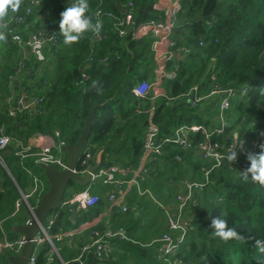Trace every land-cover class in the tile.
I'll return each instance as SVG.
<instances>
[{
	"label": "trees",
	"instance_id": "trees-1",
	"mask_svg": "<svg viewBox=\"0 0 264 264\" xmlns=\"http://www.w3.org/2000/svg\"><path fill=\"white\" fill-rule=\"evenodd\" d=\"M157 1L88 0L86 14L92 17L95 24L99 9L103 13L121 15L125 6L132 2L135 21L141 24L161 18L160 12L155 9ZM103 31L108 33V39L94 47L92 40L95 32L84 33L79 41L71 45L64 44L60 35L58 45L50 50V57L55 59L54 72L43 75V81L40 80V85L33 91L36 98L43 99L45 108L44 113L35 118L27 114L10 117L8 107L4 112V102L12 93L11 78L17 69L7 66L0 74V127L3 126L10 136L25 142L36 134L53 136L58 131L66 144L77 145L97 107L89 133V141L96 147L95 153L103 150L104 153L114 154V163H121L114 166L135 170L143 154L149 115L136 113L138 102L132 89L143 81L155 79L153 39L120 38L107 19L104 20ZM173 40L178 49H189V53H182L184 60L177 59V77L165 83L164 91L171 100L166 97L155 101L143 100L144 111L155 107L154 120L161 129V135L167 137L182 124H201L210 129L218 127L219 98L197 108L180 100L195 85L208 92L213 84H217L225 89L242 90L247 87L248 93L243 97L238 95L232 102L229 112L231 121L225 133L216 139L228 147L235 141L234 133L239 135L238 140L246 142L256 136H264V0H183L182 9L176 17ZM103 58L106 62L101 63ZM32 67L41 71L44 69L42 65ZM83 74L89 79L84 81ZM233 111L237 113L235 116ZM202 139L200 134L194 136L195 143ZM178 156L183 158V162L176 160ZM6 160L13 177L25 192L27 186H22V182L25 179L27 184L31 183L28 174L12 151L6 155ZM112 165V160L100 163L101 168ZM211 166L212 163L204 161L194 150L167 147L165 155L153 163L148 177L141 181L142 189L149 186L154 199L139 197L133 190L129 205L135 206L139 214H121L125 218L120 217L122 220L117 221V228H123L130 241H114L116 252L111 264H162L157 260V245H152L154 241L146 243V239L162 232L163 215L166 218L156 201L171 204L175 185L186 180L202 181L207 171L210 183L199 205L190 209L192 228L182 250L173 260H178L179 264H264V253L259 252L256 245V241H264V185L241 176L240 173L250 166L246 158H240L239 164L234 167L224 165L212 169ZM27 168L42 179V176L45 177L40 166L27 163ZM3 175L7 190L0 197V240L4 233L15 239L19 236L18 226L24 225L28 219L15 222L17 216L10 218L20 193L10 177L6 173ZM74 186L78 190L86 189L76 183ZM132 195L135 197L132 198ZM31 204L37 206L35 200H31ZM151 206L154 209H149ZM100 212L97 210V213ZM71 215L63 211L51 233L71 231L89 216L86 214L76 225L75 217ZM218 216L227 219L228 226L234 227L242 239L223 241L215 237L211 220ZM157 223L161 225H155ZM136 230L142 233L135 235ZM82 241L78 242L79 248ZM67 244V240L56 242V247L65 262L74 264L79 248L76 252L70 251L66 248ZM47 254L46 249L39 254L38 264H53L49 263ZM14 255L12 251L4 252L0 255V264H10L9 258ZM87 262L96 264L93 254L88 256ZM56 263L61 264L55 257Z\"/></svg>",
	"mask_w": 264,
	"mask_h": 264
},
{
	"label": "built area",
	"instance_id": "built-area-1",
	"mask_svg": "<svg viewBox=\"0 0 264 264\" xmlns=\"http://www.w3.org/2000/svg\"><path fill=\"white\" fill-rule=\"evenodd\" d=\"M182 2L183 0H158L155 4V9L160 12L161 18L141 24L135 21V7L132 2L125 6L124 11H127V13L123 11L121 15L103 13L101 9L97 11L95 23L99 22L101 28L98 33H94L92 40L93 47L108 39V33L103 31L105 19L111 21L114 33L120 38L132 36L134 39L142 37L153 39L155 79L153 81H143L132 89V93L138 102L136 113L141 114L144 112L149 115L148 127L144 137L143 154L139 167L135 170L132 167L121 168L119 166H113L110 168L99 167L97 171L93 172V169L96 167L95 146L91 143L85 144L72 172L81 177L90 176L86 189L73 193L66 192L58 208L48 215L37 234L34 250L28 264H38L39 254L45 251V249L48 253L49 263L54 264L56 257L61 264H70L62 259L56 247V242H61L63 239L73 240L76 237H83L88 231H90V238L88 242H84L81 245V249L79 248V253L73 262L88 264L87 258L90 254H93L96 264H111L114 261V254L116 252L114 241L116 239L130 241L129 236L123 228L113 227L112 217L114 216V211L116 210L122 214H133L135 216L139 214L135 206L130 207L129 205L133 190L137 191L139 197L154 199L149 189H142L141 181H145L148 177L153 163H156L159 157L165 155L167 147L179 148L185 151L194 150L199 153L204 161L212 163V169H218L224 165L231 167L237 166L240 158L247 159L248 154L259 153L261 150L260 146L264 145V136H256L251 141L246 142L244 140H237L236 133L234 135L235 141L228 147L222 145L216 139L217 136L225 133V129L231 121L229 112L232 107V102L238 95H241V97L245 96L248 93L247 87L242 90L234 88L225 89L220 85L213 84L210 88L211 90L204 92L200 85H195L187 94L180 97V100L187 102L192 108H197L211 99L219 98V115L217 117L219 126L212 129L201 124H182L175 128L167 137H163L160 127L154 120L155 107L152 106L149 110L144 111L143 100L145 99L155 101L158 98L166 97L171 100L163 91V86L166 81H171L177 77L179 65L176 55L189 53V49H178L177 43L173 40L176 17L182 9ZM31 4L38 6L41 4V1L32 0ZM31 14L32 8H27L24 13L16 12L10 17L0 18V32L9 35L12 42L19 47L29 48L36 59L41 64H45L44 62L47 61L46 50L50 42L48 43L44 37L37 34L27 37L18 34L19 27L28 20ZM208 25L212 26L213 24L208 23ZM60 35L59 30L52 33L50 37L52 41L51 45H58ZM100 62H106V58L101 59ZM171 64L173 66L170 70L169 67ZM27 72V63H19L15 74L11 78V87L13 88L15 84L23 81ZM82 79L86 81L89 78L83 74ZM211 80H214V76H211ZM44 109L43 99L36 97H29L26 105L14 104L13 97H10L8 101V113L13 118L19 114H27L35 118L42 115ZM198 134L202 135L203 139L199 143H195L194 136ZM234 144L238 145L233 147ZM68 146L70 145L61 140L58 131L53 136L36 134L25 142L14 139L3 126L0 127V197L7 190L4 173L10 177L21 195L15 202L14 212L10 218L16 217L23 208H26L28 214H32L33 210L39 206L42 197L49 190L44 180L40 176L35 175L33 170L27 168V163L35 166H55L59 171H65L68 169V153L66 151ZM9 148H11L14 156L19 160L20 166L30 178L31 183L26 188L29 191L28 193L22 192L18 182L9 170L6 160V155L11 152L9 151L7 153ZM231 150L237 152V159L233 162L227 159ZM176 160L180 163L183 162L181 156H178ZM128 177V180L124 179ZM98 183L113 187V191L109 193L107 199L109 212L100 214L90 221H84L75 230L52 234L51 231L55 228L63 211H68L75 219H80L84 214L90 213L98 207L101 202L100 196L92 192L93 186ZM209 183L210 174L207 171L205 173V179L202 181H183L180 183L182 185L178 191L177 187L180 184L175 185V196L171 204L166 205L156 201L158 207L164 210L166 214L168 226V230L152 243V245L157 244L156 257L162 264H179V261L173 260V257L182 250L187 235L192 228L191 224L193 219L189 216L190 209L199 205L201 196ZM128 185L130 186L128 187ZM70 187L74 188V184ZM31 200L36 201V207L32 206ZM31 219L32 217H29L24 225L30 223ZM105 219L107 220L105 221ZM3 223L4 221H2ZM88 225L106 226L100 229L96 226L88 228ZM70 240L67 241L70 242ZM25 244L26 240L24 236L19 235L15 239H10L4 233L2 240H0V255L6 251H12L15 254L14 256H20Z\"/></svg>",
	"mask_w": 264,
	"mask_h": 264
},
{
	"label": "crops",
	"instance_id": "crops-1",
	"mask_svg": "<svg viewBox=\"0 0 264 264\" xmlns=\"http://www.w3.org/2000/svg\"><path fill=\"white\" fill-rule=\"evenodd\" d=\"M31 1L32 0H18L19 7L17 8L16 11H18L19 13H24L27 8H32V14L28 18V20L22 26L19 27L18 34H20L24 37L37 34V35L44 37L48 43L50 42L49 45L47 46V50H46L47 61L44 62L45 64L46 63H48V64L45 66H44V64H41V62L36 59V57L33 55V53L31 52V50L29 48H27V47L21 48L18 45L14 44L12 42L10 36L6 34V39L3 41H0V70H1L0 74H2V71L4 69H6L7 66H11V67H13V70H15L17 68L18 64L21 62L27 63L28 72L26 73V76L23 79V81H21L18 84H15L14 87L12 88L11 95L4 102V105H3L4 112H5V109L7 111L8 101H9L10 97H13L14 104L26 105L29 97H35L33 95V91L35 88L36 89L38 88L37 87L38 85H40L39 82L42 79L43 75L44 76H46L47 74L51 75L54 72V71H52V69L54 70L53 61L55 59H54V57H52V58L50 57V50L53 47V45H51L52 41L50 40V37H51L52 33L54 32L55 27L57 25H59L60 13L62 11H64L66 7L70 6L72 2H74V0H40L41 4H39L38 6H33L31 4ZM16 11L10 10L7 15L8 16L11 14L13 15L14 13H16ZM33 65H42V68L44 67V69L41 71L40 69H36V68L32 67ZM39 76H40V79L38 78ZM41 81H43V80H41ZM164 86H163V91H164ZM164 92L166 93V91H164ZM19 115H22V114H19ZM19 125H21V124H19ZM102 152H103V155H102L101 163L103 161H105L107 163L110 160H112V163H113L112 167L114 165H120L121 164V163H114V154L104 153V151L102 150V151H98L95 153V161H96L95 165H98L99 155ZM124 179L128 180L129 177L124 178ZM129 186L130 185H128V187ZM147 189H149V186L147 187ZM76 191H81V190L76 189L75 186H74V188L70 187L67 189L68 193H73ZM111 191H113V187L104 186L103 184H101L100 189L98 191L93 192L94 194L100 196L101 202L97 208H95L93 211H91V212H93L92 214H91V212L87 213L89 216L86 217L85 220H83V222L84 221H90L92 218L97 217L100 214H106L107 212H109L108 211L109 205H108L107 199H108V195ZM132 192H131V194H132ZM134 197L135 196L132 195V198H134ZM173 199H174V194H173ZM173 199L171 202H173ZM110 209H112V207H110ZM149 209H154V207L151 206ZM97 210H99V212L100 211L101 212L97 213ZM140 213H141V211H140ZM121 214L122 213H118L116 210L114 211V216L112 217L114 228L119 227V226H117V225H119L117 221L122 220L120 217L125 218L124 215H121ZM85 215L86 214H84L82 216V218ZM28 218L29 217L27 216V219ZM82 218H80V219H82ZM80 219L76 218L74 224L76 223V225H77L78 222L80 221ZM162 219L164 220L163 224H162V225H164L162 228V232L158 235H153L150 239H146V243H148V244L152 243L153 241L158 239L164 231L168 230L165 215H163ZM106 220L107 219H105V221ZM138 220H140V219H138ZM158 221H161V219H158ZM155 225H161V224L157 223ZM78 226L75 227L73 230L77 229ZM92 226H96L97 228H102V227L104 228V226H106V225H88V228H91ZM138 230L135 231V235L137 234V232H138V234L142 233L141 231H138ZM80 238H83L82 245L84 242H88V240L90 238V231H88L85 234V236H83V237H76L73 240L63 239V241L70 240V242H68V244L66 245V248H69L70 251L76 252V249L79 248L78 242L80 241ZM78 253H79V251H78Z\"/></svg>",
	"mask_w": 264,
	"mask_h": 264
},
{
	"label": "clouds",
	"instance_id": "clouds-1",
	"mask_svg": "<svg viewBox=\"0 0 264 264\" xmlns=\"http://www.w3.org/2000/svg\"><path fill=\"white\" fill-rule=\"evenodd\" d=\"M19 7L18 0H0V17L7 15L9 9L16 11ZM89 9L88 0H74L70 6L60 13L59 32L64 38V44L71 45L80 40L81 36L89 31L99 32L101 25L99 22L93 24L92 17L87 15ZM6 39V34L0 32V41ZM236 139L239 135L236 134ZM240 144V143H238ZM238 144H234L233 147ZM242 147V145H241ZM257 154H248L249 167L241 172L245 179L251 178L253 181L264 185V145ZM231 162L237 159V152L231 150L227 156ZM212 234L223 241L232 239H242L234 227H229L227 219L221 216L211 220ZM258 251L264 253V241H256Z\"/></svg>",
	"mask_w": 264,
	"mask_h": 264
},
{
	"label": "water",
	"instance_id": "water-1",
	"mask_svg": "<svg viewBox=\"0 0 264 264\" xmlns=\"http://www.w3.org/2000/svg\"><path fill=\"white\" fill-rule=\"evenodd\" d=\"M119 10L122 11L121 8ZM127 13V11H124ZM123 13V11H122ZM59 30V25L54 29V32ZM177 59L184 60L182 54L176 55ZM97 112V107L94 109L90 119L87 121L82 137L77 145H70L66 151L68 153V169L65 171H59L55 166L41 165V169L44 171L46 180L49 184L48 192L42 197V200L37 208L33 210L31 222L27 225H20L17 228L19 235L25 237L26 244L20 256H12L9 258L10 264H28L29 259L33 253L35 239L41 226L44 224L48 215L58 208L60 202L63 200L67 189L74 183L86 186L90 176L81 177L72 172L76 165L77 159L81 154V151L85 144L89 141V133L91 126L94 122ZM103 152L99 155L98 165L93 169V172L97 171L102 161ZM79 264V263H74Z\"/></svg>",
	"mask_w": 264,
	"mask_h": 264
},
{
	"label": "rangeland",
	"instance_id": "rangeland-1",
	"mask_svg": "<svg viewBox=\"0 0 264 264\" xmlns=\"http://www.w3.org/2000/svg\"><path fill=\"white\" fill-rule=\"evenodd\" d=\"M52 71H53V69H52ZM39 79H40V76L38 77ZM211 90V89H210ZM237 113L236 112H234L233 111V116H235ZM236 133H234V135H235ZM88 144L90 143V141H88L87 142ZM86 143V144H87ZM9 151H11V148H9V150L7 151V153L9 152ZM6 153V154H7ZM5 154V155H6ZM43 171V170H42ZM44 172V171H43ZM43 177V180H44V183L46 184V186H48V188H49V184H48V182H47V180H46V177H44V176H42ZM22 186H27V187H29V184H27V182L25 181V179H23V182H22ZM100 185H101V183H98V184H95L94 186H93V188H94V190H92V192H95V191H98L99 189H100ZM87 186V185H86ZM86 186H85V188H86ZM22 192H24L23 190H22ZM26 193H28L29 191H25ZM20 197H21V195H20ZM34 204V203H33ZM32 214L30 213V214H28L27 213V210H26V208H23L22 210H21V212L19 213V215H17V221H15V222H19L21 219L22 220H24L27 216L28 217H32L31 216ZM18 237V236H17ZM54 257H55V255H54ZM57 264V263H56Z\"/></svg>",
	"mask_w": 264,
	"mask_h": 264
},
{
	"label": "bare ground",
	"instance_id": "bare-ground-1",
	"mask_svg": "<svg viewBox=\"0 0 264 264\" xmlns=\"http://www.w3.org/2000/svg\"><path fill=\"white\" fill-rule=\"evenodd\" d=\"M14 139H16V140H21V139H18V138H14ZM93 190H94V188H93ZM32 216V215H31ZM2 223V222H1ZM8 235V234H7ZM155 245H157V244H155Z\"/></svg>",
	"mask_w": 264,
	"mask_h": 264
}]
</instances>
